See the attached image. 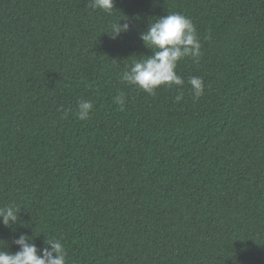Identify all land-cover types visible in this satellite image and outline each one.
I'll return each instance as SVG.
<instances>
[{
    "label": "trees",
    "instance_id": "trees-1",
    "mask_svg": "<svg viewBox=\"0 0 264 264\" xmlns=\"http://www.w3.org/2000/svg\"><path fill=\"white\" fill-rule=\"evenodd\" d=\"M115 6L0 0V207L20 208L0 223L5 250L27 233L38 248L60 238L67 264H264V0ZM171 13L203 53L178 64L179 102L176 87L120 82L151 55L139 34ZM119 20L130 29L113 40Z\"/></svg>",
    "mask_w": 264,
    "mask_h": 264
},
{
    "label": "clouds",
    "instance_id": "clouds-1",
    "mask_svg": "<svg viewBox=\"0 0 264 264\" xmlns=\"http://www.w3.org/2000/svg\"><path fill=\"white\" fill-rule=\"evenodd\" d=\"M88 6L109 15L116 8L115 0H88ZM129 29V23H121L119 20L106 32L115 40L121 32ZM139 38L145 47L151 49V55H141L140 59L133 61L120 74V82L135 86L151 96H155L160 87H176L178 94L174 100L181 101L185 79L177 73L178 64L185 58L198 62L203 54L196 26L188 17L171 13L150 22L148 28L139 34ZM187 84L194 100L204 95L205 84L201 77L192 76L188 78ZM125 102L122 94L115 97V103L121 109ZM92 109L91 101L78 100L75 115L79 120H88ZM19 210L11 204L0 207V223L11 227L19 219ZM30 237L27 233H21L14 239L13 243L18 246L15 252L5 250L6 241L0 240V264H67V253L60 238L48 239L44 241L45 246L38 248Z\"/></svg>",
    "mask_w": 264,
    "mask_h": 264
}]
</instances>
